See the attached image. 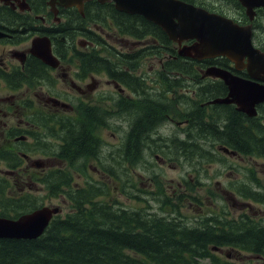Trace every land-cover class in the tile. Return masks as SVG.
Listing matches in <instances>:
<instances>
[{
    "label": "flooded vegetation",
    "instance_id": "af4514ba",
    "mask_svg": "<svg viewBox=\"0 0 264 264\" xmlns=\"http://www.w3.org/2000/svg\"><path fill=\"white\" fill-rule=\"evenodd\" d=\"M98 1L100 0L84 2L89 9V25L92 23L93 29L97 27L100 33L111 31L112 40L100 36L101 40L91 35H79L81 28L74 24L82 23L79 12L75 8L57 6L55 15L49 10V0H0V157L8 161L15 157L19 160L16 168L6 164L0 165L1 176H11L16 172L36 173L46 177L56 176L64 171L65 161L71 159L75 160L74 165L89 160L88 163L95 166L93 171L95 174L106 175L110 171L106 163L117 147L111 144L101 147L93 136L94 126L91 122L101 123L103 118H98L97 114L91 110L88 111L90 107L86 98L89 99L91 94L99 97L108 93L109 96L105 98V101L126 115L131 110L130 106L141 103L144 98L143 92H147L148 89L152 92L157 91L158 87L154 83V86L144 90L143 76H137L136 73L138 65L149 59L148 57L156 56L151 54H156L159 50V37L147 35L145 41L143 38L136 39L130 44L133 50L126 53L116 49L115 40L118 37L112 35V31L141 33L153 30L158 32L154 28L159 27L140 15H128L116 11L111 2L99 3ZM181 1L230 19L239 26H250L254 48L264 52V0H248L249 10L237 0ZM101 14H104V20L99 19ZM115 17H123L121 24L114 23L112 19ZM96 37L98 38L97 35ZM141 42L142 46L137 49ZM144 42H146L145 46H143ZM34 44L38 45V49L33 48ZM46 46L51 53L48 58L56 61L54 66L44 63L36 53L45 52ZM102 47L105 49L106 56L91 52L93 49ZM144 48H147L146 55H143ZM112 55L117 60V64L111 63ZM85 60L90 66L89 74L83 72ZM170 60L176 61L175 58ZM127 61L132 62L133 66L124 64ZM190 64L187 61L186 67ZM194 64V68L200 75L202 70L199 67L200 63ZM228 67L230 69L231 64H228ZM118 70L124 74L118 75ZM129 70L130 74L127 73ZM103 72L109 78L106 84L109 87L112 85L117 91L116 99L115 96L110 95V90L100 88V75ZM173 74L180 75L184 79L188 78L186 73L173 72ZM235 75L250 79L245 70L236 71ZM199 77L207 82L212 92L216 93L215 97L227 95V88L224 84L217 82L218 80L202 79L201 75ZM157 98L160 99V97ZM199 106L201 110L202 108L210 109L209 114L206 115L205 111L200 110L198 115L201 118V125L211 122V127H203V130L207 132L208 142H211V145L216 144L215 150H221L218 146L221 138L213 139V134L220 133L226 125L221 114L224 110L231 109L234 115H241L243 120L252 119L255 125L264 126V102L255 106L254 117L238 112L235 105L204 107L200 104ZM189 110L192 112L191 107ZM88 113L87 120L91 121L89 123L84 120V116ZM152 115L156 117L154 113ZM103 116H105L104 113ZM136 124L140 129V125L137 122ZM84 126L92 130L90 137L98 148L97 156L89 155V149L83 147L87 138ZM127 128L128 130L130 128L128 122ZM69 129L77 130L79 137L67 146L68 141L65 136ZM208 129L217 131L211 132ZM185 135L189 134L185 133ZM124 142H126L125 139H122L120 145ZM218 152L224 157H231L227 152ZM34 156L41 157L33 160ZM71 156L75 157L71 158ZM236 156L238 158L239 155ZM85 165L86 163L83 162L82 166L85 167ZM101 165L104 171L99 169ZM88 168L90 169L89 165Z\"/></svg>",
    "mask_w": 264,
    "mask_h": 264
},
{
    "label": "trees",
    "instance_id": "16d2710c",
    "mask_svg": "<svg viewBox=\"0 0 264 264\" xmlns=\"http://www.w3.org/2000/svg\"><path fill=\"white\" fill-rule=\"evenodd\" d=\"M154 29L158 32H153V30L141 33L123 31L137 39H142L147 35L159 37V50L151 55H156L155 57L162 62L159 79H156L161 86L159 92H162L160 97L162 101L158 104L152 102V108H157L156 117L152 115L155 114L154 109L143 110L144 115L142 111L138 113L141 116L137 121L141 127L138 139L141 134L161 124L165 118H159V116L168 113L166 111L168 94H174L172 89L179 90V87L186 82V80L179 79L182 77L180 75L173 76V72L187 73L188 76H192V79L199 78L194 68L195 62L177 57L176 48L165 34L157 27ZM146 50L147 48H144L143 55H146ZM168 57L171 59L175 57L176 61L172 62ZM187 61L191 63L189 67H186ZM124 64H129V67L133 66L130 61ZM212 65L228 69V61L223 58L203 62L199 66L204 69ZM130 72V70L127 71L128 74ZM117 74L123 75L124 73L118 70ZM172 77L176 78L172 79ZM142 81L143 89L146 90V80L142 79ZM153 83L155 84V81ZM140 87L142 88V85ZM208 92L209 99L215 96L211 90ZM146 93L143 92V96ZM192 107L193 123H197L198 119L199 129L210 128L211 122L200 124L201 118L198 111L201 108L199 105ZM221 114L226 125L224 124L220 133L214 132L213 134V139L221 138L218 146L232 149L239 155L264 160V126L255 125L252 119L243 120L241 115H234L231 109L224 110ZM84 127L87 138L83 147L89 149V155L97 156L98 148L90 137L92 130ZM200 132L204 136H199V138L206 145L207 132L204 130ZM194 140L188 135L185 142L176 141L174 143L180 146L176 151L187 155L192 168L194 165L188 156L193 157V160L194 158L197 160L198 156L205 163L225 165L223 158L214 154L211 149H206L202 144L194 143ZM188 141H191V144ZM71 143L72 141L67 142V146ZM130 143V141L124 142L120 149L114 152L111 159L114 160L119 152L123 158L124 155L130 154V148L132 150L140 148L136 141L133 144ZM208 145L211 146L210 143ZM196 152L201 153L195 155ZM166 154L177 156V152L168 151L164 155ZM74 157L71 156V158ZM74 161V159L66 160L69 165H73ZM2 164L16 168L19 160L15 157L8 161L0 157V165ZM247 173L244 181L241 179L238 181L239 187H234L232 184L230 186L244 203L264 205V185L254 169H248ZM187 174L182 176L181 185L186 191H191L199 184L196 182L193 185L185 178ZM70 182L66 171L47 177L36 173L16 174L12 179L0 175V217L16 219L22 214L42 207L44 199H40L39 187L44 189L50 198L64 195L63 197H66L70 204V212L64 217H54L44 234L37 239H0V264H199L200 260H208L210 264H232L215 255L212 248H227L229 251L232 249L250 253L257 257L261 264H264V223L261 220L254 221V218L248 214L240 215L237 221H233L226 217L223 209L219 213L210 211L209 215L198 217L194 223L189 224V227L183 224V219L186 220V217L181 213L180 208L185 205V200L189 199L188 194L184 192L175 198V203H171L169 208V199L161 200L162 206L168 208L167 211L174 216L168 214V216L145 219L138 212L119 210L122 208L120 204L113 209L106 202L100 201L104 186L99 188L97 185L88 184L85 188L65 190L67 186H70ZM156 187H158V192L155 195H160L161 182ZM253 188L263 191H254ZM211 195L214 196L213 193ZM190 199L199 203L196 197Z\"/></svg>",
    "mask_w": 264,
    "mask_h": 264
},
{
    "label": "rangeland",
    "instance_id": "374dc122",
    "mask_svg": "<svg viewBox=\"0 0 264 264\" xmlns=\"http://www.w3.org/2000/svg\"><path fill=\"white\" fill-rule=\"evenodd\" d=\"M74 25H76V27L77 25L80 26L81 31H85L95 39H98L92 33H96L93 29L94 26L92 23L89 25L88 21L82 24H77L76 22ZM103 33L112 40L111 31L107 30ZM80 38L83 37L80 36ZM135 41L136 39L133 38L121 37L120 39V36H118L115 40V46L118 51L130 53L133 50L131 49L133 47L130 46V44ZM143 41L145 40L143 39ZM142 42L136 47L137 49L142 46ZM145 45L144 42L143 46ZM104 51L105 49L102 47L100 49H93L91 52L96 53L95 55L106 56L107 54H105ZM148 58L149 59L138 65V71L136 74L137 76L144 77L143 79L146 80L145 84L147 87L154 86L153 82L155 81V85L158 87L156 92H152L148 89L147 92H149V94L144 96L140 104L138 103L130 106L131 110L126 115L117 110L112 104L105 101V98L109 96L108 93H104L99 97L91 94L89 99L86 98V101L89 103L88 106L90 107L88 111L91 110L97 114L98 118H103V121L98 123L87 120L89 113L84 116V120L88 123L91 122L94 126L93 136L101 147L111 144L114 147L119 148L122 139H125L126 142L130 141V144H133V142L136 141L142 152L145 165L139 167L131 166L134 162L130 161L133 155V150L130 148V154L124 155L125 161L128 163L127 166H125L126 162L123 161L124 164L122 162L123 159L121 160L122 154L115 156L114 160L109 159L106 166L111 168V172L108 173L107 177L103 174H95L93 172L95 171V166L88 162H86L85 167L82 166V163L70 167H64L63 169L67 171L69 179L71 180L70 186H67L65 190H69L70 188L76 189L77 187L85 188L88 184L97 185L99 188L100 186H104V192L99 199L100 201L106 202L107 205L111 206L113 209L120 204L122 208H119V210L138 212L142 214V217L145 219H152L157 216H168V214L174 216L173 214H170L167 209L170 207L171 203H175V198L184 192L185 194H188L189 199H186L185 205L180 208L181 213L186 216L188 223H194L199 216L209 215L210 211L219 213L222 209L226 213V217L233 221H237L242 214H248L256 221L261 220V222L264 223V205L252 202L250 205L244 203L242 198L237 196L230 186L232 182L239 181L242 175H248L246 171L247 169H255L256 175L264 185L263 160H257L247 155H240L238 156V159L224 157L228 165L235 167L234 169H227L219 163H205L201 161L198 156L197 160L196 158L193 160V157L188 156L189 159L191 158L190 161L194 165V168H192V165L187 160V155L176 151L179 150L180 146H176L174 141L177 138L184 141L187 138L184 131H187L188 134L195 139L194 143L198 142L206 149H210L208 143L211 142H207L209 140L206 139V136V145L199 138V136H204L202 132H200L203 131V129L201 130L198 127H196L195 130L191 129L193 122L189 108L203 104V102L206 101L203 99L204 96L202 94L195 93L197 96L199 95V97H201L199 98L192 93H187L185 91L186 89H191V83H194L193 81L186 82L189 87L185 85L186 83H183V87H179V90L172 89L174 94H168V108L166 109L168 113L164 116H159L160 118H165V121L159 126H154L150 131L141 134L139 139L137 138L141 130V128L138 129L136 124L141 117L138 113L142 110L154 109L156 111L155 115H157V108H152V102L158 104L162 101L157 98L162 96V92H159L161 86L156 80L159 79V73L162 68L161 61L156 57ZM94 63L95 62H93V64ZM111 63H118L113 55ZM89 67L90 66L86 64L85 60L83 62V72H85V74H89ZM95 68L96 64L94 65V69ZM100 79V88L110 90V95L112 97L115 96L114 98L116 99L117 91L112 85L109 87L106 84L109 78L104 72L100 75ZM196 92H198V90H196ZM122 95L125 96L124 93H122ZM204 111L207 115L209 114L210 109H204ZM103 113L105 116H103ZM142 114L144 115L145 111H143ZM126 121L130 126L129 130ZM196 121L197 123L195 122V125L197 126L199 121L198 119ZM182 124L187 125L181 126ZM92 125L90 124V127ZM65 137L68 142H73V140L79 137V133L77 130L69 129V132H66ZM188 143L191 144V141H188ZM168 151L171 153L177 152L182 156H177L178 158L176 160L169 161L173 155H164ZM39 152H41V149H39ZM200 153L201 152H196L195 155ZM156 154L158 156L157 159L155 158ZM40 157L41 156H34L32 159L34 160ZM88 165L90 166V169L88 168ZM99 169L104 171L102 165ZM186 173H188L187 176H185L187 180H190L193 185L196 182L199 184L194 186L191 191H186L185 187L181 185V178ZM160 182L162 191L160 195H155L158 192V187L156 186H158ZM19 186H21V183H19ZM176 190L178 191L176 192ZM253 190L259 192L263 191L258 188H253ZM211 193H213L214 196H212ZM40 194L43 195L40 199H44L45 206H59L61 209V217H64V215L70 211L68 201L65 200L66 197H64L65 199L62 196L58 198H50L46 191H43ZM164 195L170 198V204L167 209L161 204ZM192 197H196L199 203L192 201L190 199ZM216 254L220 258L233 264H261V262L252 254L239 250L229 251L226 248H222ZM199 264H210V262L200 260Z\"/></svg>",
    "mask_w": 264,
    "mask_h": 264
},
{
    "label": "water",
    "instance_id": "95a60500",
    "mask_svg": "<svg viewBox=\"0 0 264 264\" xmlns=\"http://www.w3.org/2000/svg\"><path fill=\"white\" fill-rule=\"evenodd\" d=\"M84 1L50 0L49 4L76 6L82 13ZM112 1L118 11L139 14L158 26L177 46V56L197 62L225 58L235 70L246 69L251 80H243L217 67H208L202 77L218 78L228 89L227 98L214 100L211 104H234L238 111L254 116V106L264 101V52L252 46L250 26H238L230 19L180 0ZM238 1L249 8L248 0ZM188 42L191 43L186 44ZM43 53H39V57L54 66L48 58V46ZM59 212L58 207H43L15 220L0 217V239L34 240L43 235Z\"/></svg>",
    "mask_w": 264,
    "mask_h": 264
},
{
    "label": "bare ground",
    "instance_id": "6f19581e",
    "mask_svg": "<svg viewBox=\"0 0 264 264\" xmlns=\"http://www.w3.org/2000/svg\"><path fill=\"white\" fill-rule=\"evenodd\" d=\"M188 108V107H187ZM157 110V109H156ZM156 112V111H155ZM157 116V115H156ZM160 118V117H159ZM157 122V121H156ZM151 125V124H150Z\"/></svg>",
    "mask_w": 264,
    "mask_h": 264
}]
</instances>
